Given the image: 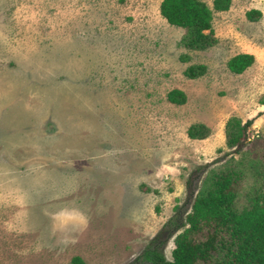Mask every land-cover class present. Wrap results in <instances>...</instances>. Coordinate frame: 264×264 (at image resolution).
<instances>
[{
  "label": "rangeland",
  "instance_id": "obj_1",
  "mask_svg": "<svg viewBox=\"0 0 264 264\" xmlns=\"http://www.w3.org/2000/svg\"><path fill=\"white\" fill-rule=\"evenodd\" d=\"M160 1L0 0V264H143L147 248L169 260L196 194L240 166L227 120L249 122L242 150L264 138V0L212 9L201 48ZM238 53L254 61L233 72ZM246 175L226 189L240 208Z\"/></svg>",
  "mask_w": 264,
  "mask_h": 264
},
{
  "label": "trees",
  "instance_id": "obj_2",
  "mask_svg": "<svg viewBox=\"0 0 264 264\" xmlns=\"http://www.w3.org/2000/svg\"><path fill=\"white\" fill-rule=\"evenodd\" d=\"M229 3L230 0H212V7H208L203 0H161L159 12L169 24L186 28L183 37L186 46L201 48L215 41L209 30L212 9H226ZM259 15L257 9L246 11L248 18ZM207 29L208 33H204ZM253 61L252 54L238 53L228 60V67L233 72H242ZM186 72L189 77L197 74L192 67ZM167 99L179 104L184 102L185 94L180 89H171L167 92ZM239 123V119L229 118L224 130L227 145H236L240 153L238 160H233L240 166L226 167L224 172L227 175L223 177L227 178V183L223 182L205 194L198 192L193 198L190 211L185 216L188 227L182 234L177 232L175 235L171 259H166L156 248H147L139 257L143 264H264V138H254L251 148L242 150L249 122L242 126ZM207 133V127L200 123L191 124L187 130L191 138H204ZM259 158H262L261 163ZM245 171L250 186L244 194L247 205L240 208L237 203L239 194L226 189L230 176L238 174L244 177ZM183 225L181 223L174 228ZM170 233L168 231L166 236ZM155 241L157 236L151 243ZM70 264L85 263L79 256H73Z\"/></svg>",
  "mask_w": 264,
  "mask_h": 264
}]
</instances>
